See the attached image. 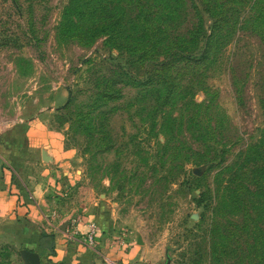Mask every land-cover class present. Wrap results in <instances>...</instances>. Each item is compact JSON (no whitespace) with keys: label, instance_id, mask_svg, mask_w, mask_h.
<instances>
[{"label":"rangeland","instance_id":"374dc122","mask_svg":"<svg viewBox=\"0 0 264 264\" xmlns=\"http://www.w3.org/2000/svg\"><path fill=\"white\" fill-rule=\"evenodd\" d=\"M263 15L264 0H0V175L32 196L0 204V264H69L28 244H80L91 223L86 264H264V147L242 162L264 140Z\"/></svg>","mask_w":264,"mask_h":264},{"label":"crops","instance_id":"0c3cea01","mask_svg":"<svg viewBox=\"0 0 264 264\" xmlns=\"http://www.w3.org/2000/svg\"><path fill=\"white\" fill-rule=\"evenodd\" d=\"M10 176L7 175H0V204H3L5 206V211H10L12 208H16L17 211L21 212H27L28 208H30L32 196L29 194H24L21 191H15L14 186L10 185ZM8 214V213H7ZM10 214H8L9 216ZM10 217V216H9ZM40 235H38V240L30 241L28 245L31 247H37L39 246V238ZM84 236V234L76 235L77 238H74L75 240L80 239L81 236ZM62 236H65L64 233H62ZM82 238V237H81ZM79 241V240H77ZM80 242V241H79ZM63 240L60 242L56 239L55 245H54V257H48L52 260L56 261H67L69 264H86V248L83 247L81 244H62ZM39 250L44 254L47 255L50 252L47 249H43L39 246ZM40 256V253H38Z\"/></svg>","mask_w":264,"mask_h":264},{"label":"trees","instance_id":"16d2710c","mask_svg":"<svg viewBox=\"0 0 264 264\" xmlns=\"http://www.w3.org/2000/svg\"><path fill=\"white\" fill-rule=\"evenodd\" d=\"M262 20H263L262 22L264 24V15L262 16ZM151 32L153 33V36L155 37L156 29H154V31H151ZM156 36H157V34H156ZM213 38H214V34L212 33V34H210V39H208V46L211 45V41L213 40ZM155 45L156 44H153L152 46H155ZM186 49H188V50H186ZM186 49L178 50L179 52H177V53H182V54L183 53H189V48H186ZM174 58H175V56L168 59L167 63L173 64ZM183 59L186 61H192L191 57L187 58V59L183 57ZM193 62H199V61H193ZM164 65H167V64H164ZM262 147H264V140H262V141L260 140V141H258V143L254 144L253 146L248 147V149H246V151L243 153L242 162L243 161L246 162V160H248V158H251ZM251 197L256 199V201L257 200L263 201L264 200V189L262 190V188L258 189V187L257 188L254 187V191L251 192ZM263 208H264V205H263ZM216 229H217L216 227H212L211 231H216ZM39 246L43 249L49 250L53 254L54 253V238H53V236L41 234L40 238H39Z\"/></svg>","mask_w":264,"mask_h":264},{"label":"built area","instance_id":"2783aa9c","mask_svg":"<svg viewBox=\"0 0 264 264\" xmlns=\"http://www.w3.org/2000/svg\"><path fill=\"white\" fill-rule=\"evenodd\" d=\"M96 224L95 223H91L88 225L87 227V231L84 234V236L81 238L80 242L81 244H83V246L85 248L88 249H93L96 245V241H95V237H96ZM75 234V232H74ZM77 235V234H75Z\"/></svg>","mask_w":264,"mask_h":264},{"label":"water","instance_id":"95a60500","mask_svg":"<svg viewBox=\"0 0 264 264\" xmlns=\"http://www.w3.org/2000/svg\"><path fill=\"white\" fill-rule=\"evenodd\" d=\"M195 173H199V170H197ZM22 258L25 262V264H42L40 257L36 253H30V252H22ZM169 264V263H167Z\"/></svg>","mask_w":264,"mask_h":264}]
</instances>
